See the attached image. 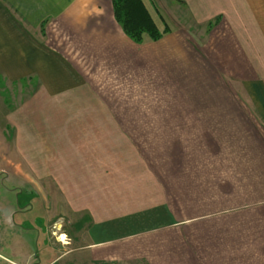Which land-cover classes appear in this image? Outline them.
I'll return each instance as SVG.
<instances>
[{
  "label": "rangeland",
  "instance_id": "obj_1",
  "mask_svg": "<svg viewBox=\"0 0 264 264\" xmlns=\"http://www.w3.org/2000/svg\"><path fill=\"white\" fill-rule=\"evenodd\" d=\"M249 1L252 7L264 6V0ZM140 2L133 9L134 19L144 22L138 39L124 30L121 0L98 3L100 19L109 17L140 49L183 30L211 50L224 34L222 17L202 20L203 10L212 8L210 1ZM115 3L122 6L120 21ZM26 27L31 30L27 50L35 55L36 39L43 40L45 31ZM250 39L257 42L254 31ZM69 49H60V55L43 49L48 59L58 58V79L49 73L41 74L49 79L40 78L34 68L20 72L21 79L0 65V254L21 264L28 254L33 264H89L84 257L90 245L104 243L86 234L104 229L113 237L104 241L111 254L106 264H250L247 256L227 254L233 225L226 219H255L259 211L244 209L240 193L228 202L213 177H203L201 192L197 171L170 166L181 141L184 146L190 138L199 141L211 130L182 127L180 120L210 115L202 109L179 111L178 83L170 80L177 78H168L171 71L160 60L154 70L146 64L136 68L132 58L119 53L108 54L105 63L92 56L83 63L82 54ZM256 56L254 66L264 77L263 58ZM228 82L236 91L244 86ZM199 99L200 107L210 104L208 96ZM206 163L199 169L209 173ZM19 168L23 174L16 172ZM182 221L191 225L184 230L177 226ZM39 234V247L32 249ZM51 243L50 249L46 244Z\"/></svg>",
  "mask_w": 264,
  "mask_h": 264
},
{
  "label": "crops",
  "instance_id": "obj_2",
  "mask_svg": "<svg viewBox=\"0 0 264 264\" xmlns=\"http://www.w3.org/2000/svg\"><path fill=\"white\" fill-rule=\"evenodd\" d=\"M201 1H210L212 6L203 10L202 20L222 17L219 26L224 25L218 27L224 34L211 43V50L206 45H199L183 30L148 45L147 50L140 49L109 17L100 19L98 3L101 0H0V65L4 66V72L18 74L16 77L21 79L24 76H19L20 72L33 68L40 78L58 79L62 72L58 66L59 60L48 59L43 49H51L60 55V49L63 51L66 48L70 52L69 47L76 54H82L83 63L90 56L105 63L108 54L119 53L132 58L136 68L146 64L147 68L154 70L160 60L171 71L167 77L177 78L170 80L173 83L177 80L178 83L179 111L191 114L202 109L207 117H211L200 120L190 116L180 120L185 124L182 127H209L211 130L210 133H203V139L199 141L192 142L190 138L185 146L181 141L179 155L173 153L170 156V160H173L170 166L197 171L194 176H202L201 188L198 189L201 192L205 186L203 177H213L212 182L222 186L217 191L226 192V197L230 198L228 202L235 193H240L244 209L259 211L253 217L255 219H226L229 225H233L229 227L233 230V243L230 238L231 247L227 249V254L247 256L250 264H264V77L256 70V60L253 59L257 54L264 61V6L254 4L252 7L249 0H217L216 4V0ZM8 4L12 9L7 8ZM28 24L35 31L39 27L45 31L43 40L36 39L38 51L35 55L27 50L30 45ZM251 31L256 33L257 42L250 39ZM51 39L63 43L68 41L70 46L53 45ZM48 62L49 67L46 65ZM108 62L111 63L110 59ZM167 67L164 68L168 70ZM42 73H49V78L42 77ZM230 80L242 81L244 86L236 91L228 82ZM153 82L151 78L152 85ZM200 94L209 97V105L200 107ZM242 94L249 97L250 103L242 99ZM199 150L203 151L202 155H199ZM202 161L207 162L209 173L199 169ZM21 169L16 172L23 174ZM170 175L173 176V171ZM230 209L236 211L235 207ZM240 223L243 224L241 228L235 226ZM189 225L190 221H182L177 226L185 230ZM86 236L96 240L99 237L104 244L97 241L90 245L84 261L106 264L111 254L104 248V241L113 239L112 235L99 229ZM40 240L41 234L38 242L32 240L31 248H38ZM46 246L51 249L53 244ZM46 251L47 248L42 250L44 255ZM32 255L28 254L22 264H33ZM36 258H41L40 253ZM0 262L21 264L1 254Z\"/></svg>",
  "mask_w": 264,
  "mask_h": 264
},
{
  "label": "trees",
  "instance_id": "obj_3",
  "mask_svg": "<svg viewBox=\"0 0 264 264\" xmlns=\"http://www.w3.org/2000/svg\"><path fill=\"white\" fill-rule=\"evenodd\" d=\"M121 2L123 3V10H125V18L123 19V26H124V30L132 35L134 38H140L143 35V27L144 26V22H142V20L137 18L134 19L135 17V11L133 10L134 8L138 9V6H140L141 2L140 0H121ZM121 7L119 3H115V16L116 18H118V20L120 21V17H121ZM120 8V9H119ZM138 14V16L140 17V15L142 16H147L146 13H142V12H136ZM129 25L131 27H129Z\"/></svg>",
  "mask_w": 264,
  "mask_h": 264
},
{
  "label": "bare ground",
  "instance_id": "obj_4",
  "mask_svg": "<svg viewBox=\"0 0 264 264\" xmlns=\"http://www.w3.org/2000/svg\"><path fill=\"white\" fill-rule=\"evenodd\" d=\"M61 239H62V240H65V235H62V236H61Z\"/></svg>",
  "mask_w": 264,
  "mask_h": 264
}]
</instances>
